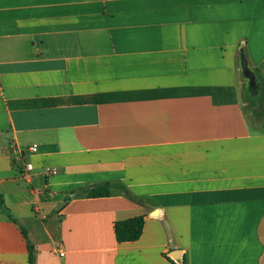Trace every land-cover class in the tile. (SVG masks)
Returning a JSON list of instances; mask_svg holds the SVG:
<instances>
[{
    "label": "crops",
    "instance_id": "obj_1",
    "mask_svg": "<svg viewBox=\"0 0 264 264\" xmlns=\"http://www.w3.org/2000/svg\"><path fill=\"white\" fill-rule=\"evenodd\" d=\"M0 264H264V0H0Z\"/></svg>",
    "mask_w": 264,
    "mask_h": 264
},
{
    "label": "trees",
    "instance_id": "obj_2",
    "mask_svg": "<svg viewBox=\"0 0 264 264\" xmlns=\"http://www.w3.org/2000/svg\"><path fill=\"white\" fill-rule=\"evenodd\" d=\"M120 190L125 193L129 197H133L131 192L128 190L126 186L123 184H111V183H103L99 184L98 187L94 190H90L88 192L89 197H109L112 195L113 190ZM145 224V217L138 216L135 218L118 221L115 224V233L118 242H134L141 238L143 229ZM23 233L26 235V231L24 229ZM29 253H30V261L34 263V248L31 244H29Z\"/></svg>",
    "mask_w": 264,
    "mask_h": 264
},
{
    "label": "built area",
    "instance_id": "obj_3",
    "mask_svg": "<svg viewBox=\"0 0 264 264\" xmlns=\"http://www.w3.org/2000/svg\"><path fill=\"white\" fill-rule=\"evenodd\" d=\"M29 151L31 153H36L38 152V146L37 145H32L29 148ZM34 170V164L33 163H28L25 168L24 171L22 172V176L24 178H28L31 175V172ZM54 172H56V169H53ZM56 252L62 257L65 256V249L63 247H59Z\"/></svg>",
    "mask_w": 264,
    "mask_h": 264
},
{
    "label": "rangeland",
    "instance_id": "obj_4",
    "mask_svg": "<svg viewBox=\"0 0 264 264\" xmlns=\"http://www.w3.org/2000/svg\"><path fill=\"white\" fill-rule=\"evenodd\" d=\"M252 84H253V82L248 85L249 86V89H252V92L254 91V94H256L257 91H259V86L258 85L257 86H253Z\"/></svg>",
    "mask_w": 264,
    "mask_h": 264
},
{
    "label": "water",
    "instance_id": "obj_5",
    "mask_svg": "<svg viewBox=\"0 0 264 264\" xmlns=\"http://www.w3.org/2000/svg\"><path fill=\"white\" fill-rule=\"evenodd\" d=\"M98 186H92L91 187V190H94V189H96ZM72 196H75V194H73Z\"/></svg>",
    "mask_w": 264,
    "mask_h": 264
}]
</instances>
